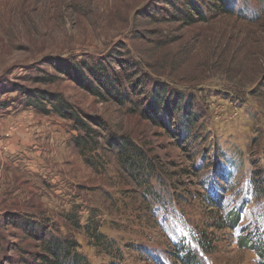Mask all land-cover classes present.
I'll use <instances>...</instances> for the list:
<instances>
[{"label":"rangeland","instance_id":"374dc122","mask_svg":"<svg viewBox=\"0 0 264 264\" xmlns=\"http://www.w3.org/2000/svg\"><path fill=\"white\" fill-rule=\"evenodd\" d=\"M235 3L205 20L185 8L188 23L169 0H0V264H37L48 235L76 239L86 264H150L125 242L171 264L167 241L214 217V192L241 215L207 230L202 264H264V0ZM32 90L71 105L99 148L81 151L72 120L27 105ZM120 136L148 155L149 177L125 170ZM90 217L121 259L88 244Z\"/></svg>","mask_w":264,"mask_h":264},{"label":"trees","instance_id":"16d2710c","mask_svg":"<svg viewBox=\"0 0 264 264\" xmlns=\"http://www.w3.org/2000/svg\"><path fill=\"white\" fill-rule=\"evenodd\" d=\"M172 1V2H171ZM236 1L238 0H169L170 4L173 5L176 13V17L180 19H184L188 23H192L196 20V18L189 14V12L185 8H189V10L194 11L197 14V20H205L207 18V14L204 13L203 9L208 11L212 16L230 14L234 11ZM178 3V4H176ZM208 14V15H209ZM86 65V64H85ZM89 73L95 75L97 79L106 87L105 82L99 79L96 74V68L94 66H87ZM105 71L106 67L101 65L100 67ZM103 71V72H104ZM104 75H106L104 73ZM116 79V78H115ZM89 91L94 93L95 95H100L101 92L96 89L92 84H89ZM118 98L120 102H123L128 97L125 96V91L118 90ZM26 103L29 106L34 108H38L44 113L54 112L57 115L68 118L73 121V126L77 130H82L85 132V137L91 139V142L84 137V142H80L79 138H83L81 135L79 137H75L77 143L81 144V151H88L89 149L95 150L99 148V144L97 141L93 140L91 137L93 133L97 134L98 132L91 129L88 124H86L81 118L78 117L75 110L71 105L67 104V102L59 99L57 95L50 94L42 90H32L31 92L26 93ZM49 107V108H46ZM178 106H174L173 110ZM179 109V108H178ZM191 111L186 112L185 123L189 128L193 124ZM110 144H113L112 140L108 141ZM117 153L119 155V159L123 164L125 170H128L129 173L133 175H142L143 177H149L152 171V161L149 159L148 155L135 145L130 138L126 136H120L118 139L114 140ZM263 170H264V161H263ZM256 179V191L259 190L260 193H264V188L261 186L264 185V178L260 180V176ZM217 180V178H216ZM147 183V181H146ZM219 186V180H217ZM215 192L212 195L206 194L203 200L208 203V206L213 207L214 217H212L205 222L203 225L197 230V232H193L192 237L189 239L186 235L180 237L177 241L171 242L167 241V247L169 248L167 251L170 253L167 259L171 264H202L201 254L206 255L211 253L214 250L213 243L216 238L214 236L209 235L207 230H219L223 231L225 229L232 230L239 224V219L241 215V211L238 209H231L226 211L225 206L222 204L223 199L222 196L218 197V194ZM263 195L264 194H259ZM99 222L93 220L90 217L89 222H87L85 229V235L88 239V244L92 245L98 251H103L111 253L116 252V258L121 259L122 255L117 252H120L118 246L114 247L115 242L107 237L106 234L99 232L100 228ZM84 228V227H83ZM33 230V227L30 229ZM41 237L42 240V252H35L36 256L35 262L37 264H86V256L83 254L79 248V242L73 237H58L54 235H48L46 237ZM251 237L248 235H243L238 237V244L243 247H251L253 249H261L262 247L258 244V246L254 243L255 241H251ZM256 241L263 240L259 236H256ZM125 250L129 252L136 253L140 259L145 260L150 264H166L163 258H160L156 254H151L146 246H141L139 242H125L122 244ZM195 247L193 248V246ZM264 250V247L261 249ZM106 252V253H107ZM260 253V251H259ZM143 257V258H142ZM34 262V263H35ZM168 264V263H167Z\"/></svg>","mask_w":264,"mask_h":264}]
</instances>
